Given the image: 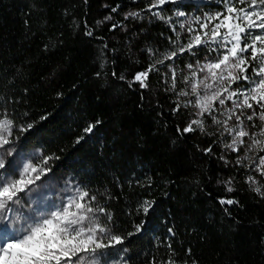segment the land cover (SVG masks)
I'll return each instance as SVG.
<instances>
[{
	"label": "trees",
	"instance_id": "obj_1",
	"mask_svg": "<svg viewBox=\"0 0 264 264\" xmlns=\"http://www.w3.org/2000/svg\"><path fill=\"white\" fill-rule=\"evenodd\" d=\"M149 2L0 0V113L13 120L18 147L39 149L52 174L70 176L111 214L104 221L124 240L99 256L104 261L264 264V196L246 182L247 170L235 164L223 140L213 144L208 119L205 132L177 134L190 114L172 111L183 100V76L176 92L165 90L171 74L164 66L149 75L147 88L129 86L154 62L147 49L158 61L177 48L167 39H176L168 25L146 11L140 19H124ZM183 4L189 7L180 10L194 16L220 10L213 0ZM175 10L169 4L162 14ZM109 15L111 21L97 24ZM112 23L122 26L110 30ZM191 61L184 54L166 63L187 75L184 66ZM29 124L35 128L20 131ZM89 124L96 127L86 136ZM230 177L234 192L227 193ZM259 186L264 191V182ZM220 198L239 203L221 205ZM146 202H152L147 213Z\"/></svg>",
	"mask_w": 264,
	"mask_h": 264
},
{
	"label": "snow or ice",
	"instance_id": "obj_2",
	"mask_svg": "<svg viewBox=\"0 0 264 264\" xmlns=\"http://www.w3.org/2000/svg\"><path fill=\"white\" fill-rule=\"evenodd\" d=\"M213 2L219 11L196 16L180 10L189 7L183 0H150L145 9L126 14L124 19H140L146 11L163 21L176 36L175 40L171 36L167 39L171 45H177L176 50L158 61H155L156 53L147 49L154 62L136 72L129 86L138 84L147 88L149 75L158 73L160 66H164L171 74L170 88L165 90L176 92L177 81L183 76L184 87L178 92L183 100L175 103L172 111L180 113L189 108L194 111L188 115L184 126H176L177 134L205 132V119L210 120L217 129L212 133L213 144L218 145L224 139L229 141L224 148L236 154L235 164L247 170L246 182L254 186L253 191L264 196L259 186L264 182V0ZM169 4L176 10L171 16H164L162 12ZM119 7H112L111 12H117ZM111 20L109 15L97 24ZM121 26L112 23L110 30ZM181 33L186 36V42H181ZM86 35L91 37L93 32L89 30ZM184 54L192 61L184 66L188 74L184 75L181 69L178 75L177 67L166 62ZM200 55L202 60L197 58ZM113 75L117 74L113 72ZM120 79H124L123 75ZM4 115L0 113V264H98L97 257L105 255L106 249H116L123 244L124 237L111 234L108 225L101 221V214L109 221L111 214L99 205L93 206L96 196L78 188L67 192L61 202L54 205V210L32 207L31 201L24 197L43 187L44 181L54 179L48 175L49 158H42L39 164L18 162L17 156L22 150L16 146L19 138L12 136L13 120L3 118ZM96 124L84 129L86 136L94 132ZM34 128V124H29L20 131ZM84 138L80 137L77 143ZM204 151L211 154L212 145ZM232 179L224 181L228 185L227 193L234 192L230 186ZM219 203L235 205L239 202L220 198ZM146 204L145 213L152 202ZM24 208L29 209L28 214ZM224 211L227 213L228 209ZM142 227L138 224L136 231ZM163 264L177 262L168 257Z\"/></svg>",
	"mask_w": 264,
	"mask_h": 264
},
{
	"label": "rangeland",
	"instance_id": "obj_3",
	"mask_svg": "<svg viewBox=\"0 0 264 264\" xmlns=\"http://www.w3.org/2000/svg\"><path fill=\"white\" fill-rule=\"evenodd\" d=\"M189 109L190 113L194 111V109ZM210 125L212 129H214L215 131L217 130L216 126L213 125L211 121ZM223 142L224 144H226L229 141L227 139H224ZM226 152L233 155L234 159L236 160L235 153L227 150ZM241 155H243V153H241ZM17 160L21 163H42L41 151L39 149H32L28 151L21 150V152L17 156ZM48 175L49 177H54V179L44 181L43 187H38L34 193H29L24 197L26 201H31L32 207H39L41 211L54 210V205L59 204L65 197V194L67 192L75 191L77 188L81 191H84L70 176L52 174L50 171L48 172ZM37 183L39 184L40 182ZM96 205L97 204L93 202V206ZM23 211L25 212V214H28L29 209L24 208ZM104 218L105 216L101 214V221L105 223ZM97 261L98 264H118V261H104V259L99 258V256L97 257Z\"/></svg>",
	"mask_w": 264,
	"mask_h": 264
}]
</instances>
